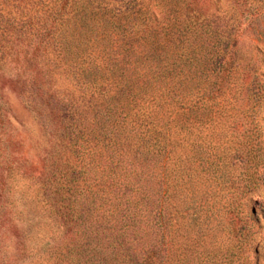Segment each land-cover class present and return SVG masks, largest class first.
<instances>
[{
  "label": "rangeland",
  "instance_id": "374dc122",
  "mask_svg": "<svg viewBox=\"0 0 264 264\" xmlns=\"http://www.w3.org/2000/svg\"><path fill=\"white\" fill-rule=\"evenodd\" d=\"M39 1L0 0V13L17 14L20 5L41 20ZM136 1L149 17L162 18L180 4L200 17L202 119L191 124V139L199 137L203 150L221 153L232 185L214 194L215 204L214 196H206L207 209L198 221L189 205V219L173 222L171 253L177 258L187 239L186 264H215L208 251L231 242L225 213H211L212 208L241 209L252 216L253 202L247 200L252 197L260 220L233 264H255L256 259L264 264V0ZM32 38L21 37L18 43L14 35L8 44L0 41V264H136L122 231L108 218L109 204L88 190L90 172L82 173L81 167H89L77 154L70 115L63 117L61 103L28 70ZM39 70L35 67L34 75L52 81L55 90L79 96L68 72ZM77 104L92 115L86 101ZM188 165L200 191L216 185L192 158ZM116 208L120 219L122 206ZM197 231L203 236L196 238Z\"/></svg>",
  "mask_w": 264,
  "mask_h": 264
},
{
  "label": "trees",
  "instance_id": "16d2710c",
  "mask_svg": "<svg viewBox=\"0 0 264 264\" xmlns=\"http://www.w3.org/2000/svg\"><path fill=\"white\" fill-rule=\"evenodd\" d=\"M78 2L40 0L41 20L20 5L17 14L0 13V41L8 44L15 35L22 43L21 37H33L28 70L61 103L63 117L70 115L77 154L89 167H81L82 173L90 172L88 190L109 204L108 218L122 231L135 263L186 264L187 239L177 258L171 253L173 222L189 219V205L198 221L207 209L206 196H214L215 204L214 194L232 186L221 153L203 150L199 137L191 139V124L202 119L200 17L189 12L188 4L172 5L158 18L146 16L136 0ZM35 67L45 74L68 72L79 96L55 90L52 81L34 75ZM80 100L91 116L79 110ZM190 158L214 179V187L200 191L193 184ZM247 200L253 202L252 216L241 209L212 208L211 213H225L231 242L208 251L215 264H233L234 256L243 255L244 238L260 220L258 201ZM116 205L122 206L120 219ZM205 216L209 219L210 213Z\"/></svg>",
  "mask_w": 264,
  "mask_h": 264
}]
</instances>
